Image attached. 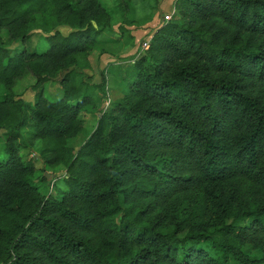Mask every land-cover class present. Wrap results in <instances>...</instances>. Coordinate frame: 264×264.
Masks as SVG:
<instances>
[{
  "label": "trees",
  "instance_id": "1",
  "mask_svg": "<svg viewBox=\"0 0 264 264\" xmlns=\"http://www.w3.org/2000/svg\"><path fill=\"white\" fill-rule=\"evenodd\" d=\"M112 26L100 0H0V264H264V0H174L74 147ZM26 74L32 102L12 93Z\"/></svg>",
  "mask_w": 264,
  "mask_h": 264
},
{
  "label": "rangeland",
  "instance_id": "2",
  "mask_svg": "<svg viewBox=\"0 0 264 264\" xmlns=\"http://www.w3.org/2000/svg\"><path fill=\"white\" fill-rule=\"evenodd\" d=\"M102 5L112 14V30L108 34L101 37V43L94 48L89 58L93 64L90 66L86 74L90 77L88 81L91 84H101L104 80L107 81L103 91L100 89L91 92L92 99L97 101V109H92V106H86L81 112V118L84 124L83 132L74 140L73 146L77 147L94 129L98 114L105 109L114 99L121 97V90L126 82L134 73L132 64L135 61L136 54L140 52V45L148 39L151 31L156 30L164 20H169L172 14L173 0H132L130 12H125L122 16L116 9L114 0H100ZM150 31V32H148ZM61 32L66 34L68 29L61 28ZM3 38H6L5 31L2 32ZM150 38V37H149ZM103 40V41H102ZM25 48L29 52H42L48 48L46 41L40 37V33L35 31L32 33L30 40L25 44ZM123 50H134L133 55L120 57ZM129 51V52H130ZM102 57L103 61L98 59ZM106 58V59H105ZM99 60V61H98ZM34 78L31 74H26L19 79L13 87L12 93L15 95L22 94L23 101L32 102L34 94L30 87L34 84ZM6 94V91L0 88V97ZM62 90L57 80H51L45 83L43 88V96L49 101H57L62 98ZM0 134H2L0 132ZM4 139L0 137V159L6 157L3 151ZM25 160H28L26 151L21 152ZM30 158H33L29 154ZM38 170L42 168L39 160L33 159ZM48 175L55 177L56 174L52 171L46 172ZM60 174H64L60 171ZM40 171L36 172L33 179L39 187L41 194L55 196L60 184L55 187L51 181L40 180ZM51 184H50V183Z\"/></svg>",
  "mask_w": 264,
  "mask_h": 264
},
{
  "label": "crops",
  "instance_id": "3",
  "mask_svg": "<svg viewBox=\"0 0 264 264\" xmlns=\"http://www.w3.org/2000/svg\"><path fill=\"white\" fill-rule=\"evenodd\" d=\"M174 1V0H173ZM172 1V2H173ZM172 2H171V4H172ZM172 7V6H171ZM148 32H150V31H148ZM151 32H153V31H151ZM150 34H152V33H150ZM130 50H123L122 51V53L120 54V57L121 58H123V57H127V56H129V55H133L134 53H135V51L134 50H131L130 52H129ZM98 59L100 60V61H103V59H102V57L101 58H99V56H98ZM106 59V58H105ZM89 60V64H90V66H92V64H93V62H92V60L89 58L88 59ZM98 60V61H99Z\"/></svg>",
  "mask_w": 264,
  "mask_h": 264
},
{
  "label": "built area",
  "instance_id": "4",
  "mask_svg": "<svg viewBox=\"0 0 264 264\" xmlns=\"http://www.w3.org/2000/svg\"><path fill=\"white\" fill-rule=\"evenodd\" d=\"M148 40L142 42V44L140 45V52L146 51L149 48V41Z\"/></svg>",
  "mask_w": 264,
  "mask_h": 264
},
{
  "label": "water",
  "instance_id": "5",
  "mask_svg": "<svg viewBox=\"0 0 264 264\" xmlns=\"http://www.w3.org/2000/svg\"><path fill=\"white\" fill-rule=\"evenodd\" d=\"M45 175H46L47 180H50V178H52V176L48 175L47 173H45Z\"/></svg>",
  "mask_w": 264,
  "mask_h": 264
}]
</instances>
